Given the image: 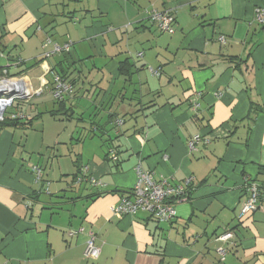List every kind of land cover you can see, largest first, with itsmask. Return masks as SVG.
<instances>
[{"label":"crops","instance_id":"0c3cea01","mask_svg":"<svg viewBox=\"0 0 264 264\" xmlns=\"http://www.w3.org/2000/svg\"><path fill=\"white\" fill-rule=\"evenodd\" d=\"M72 2L0 0V69L27 68L9 79L24 77L28 95L36 91L27 110L20 103L8 116L40 115L30 129L0 127V264H264V200L239 217L246 182L264 191V25L255 21L264 0ZM148 10L170 12L174 33H160ZM67 44L75 62L66 78L74 115L64 120L75 122L69 143L77 128H98L100 139L75 141L86 176L100 185L74 184V164L64 174L51 147L41 164L38 138L30 143L24 135L56 108L51 72ZM124 61L130 76L120 75ZM118 119L122 125L111 130ZM196 135L200 141L189 150ZM109 140L118 168L105 158ZM138 166L157 182L192 178L171 222L156 223L146 212L111 213L134 187ZM226 231L233 238L219 242ZM89 233L100 249L94 262L84 257Z\"/></svg>","mask_w":264,"mask_h":264},{"label":"built area","instance_id":"2783aa9c","mask_svg":"<svg viewBox=\"0 0 264 264\" xmlns=\"http://www.w3.org/2000/svg\"><path fill=\"white\" fill-rule=\"evenodd\" d=\"M147 20L154 25L160 33L172 35L175 31L174 22L175 19L170 12L164 11L159 12L156 10L147 11ZM255 21L261 25H264V8H257L255 11ZM49 41L47 40L46 43ZM219 42L224 43V38L219 37ZM69 45L64 46L63 50L68 51ZM60 50L58 47L54 46V51ZM50 52L44 54V58L50 56ZM1 56V50H0ZM23 79H9L0 78V87L4 84L5 86H15L17 91H21L22 88L19 87V82ZM54 88L51 91V96L53 99H62L65 95L69 94L71 87L62 82L58 77L54 76ZM7 90L0 93V111L3 110L2 117L0 121L3 120V116L7 109L12 107L15 94L11 97L8 96ZM12 119L23 118L21 113H14L11 115ZM120 124V122H118ZM200 141V136H194L188 142V149L193 150L196 143ZM112 159L115 160L116 157L111 152ZM33 172L35 173L37 179L40 177L41 170L39 167H34ZM136 172V183L130 193L119 200L118 204L111 207V213L116 216H133L139 212L148 213L155 221L158 223L171 222L176 217L175 207L177 204L187 200V194L189 193L190 186L192 184V178L188 177L184 180L182 184L172 185L167 180L162 179L160 181H154L153 174L149 171L143 170L139 166L135 169ZM83 174L86 175V168H83ZM82 179V177H81ZM78 179V182L81 181ZM91 182L95 185H100V182L91 179ZM245 191L248 194L247 200L239 208V217L245 216L250 213H254L264 197L258 187L251 183L246 182ZM79 232H82L80 230ZM77 234L75 231H69L68 236H73ZM233 238L230 231H226L220 235L217 240L221 243H226ZM95 236L93 233L88 234V239L85 244L84 257L90 261H96L100 254V249L95 245ZM220 261L224 260L225 250L223 248H218L216 250Z\"/></svg>","mask_w":264,"mask_h":264},{"label":"rangeland","instance_id":"374dc122","mask_svg":"<svg viewBox=\"0 0 264 264\" xmlns=\"http://www.w3.org/2000/svg\"><path fill=\"white\" fill-rule=\"evenodd\" d=\"M72 4L78 5L81 4L83 2V0H72ZM29 77L32 76V73L28 74ZM21 77V76H20ZM20 79V78H19ZM22 79H25L24 77H22ZM32 85L33 87L36 86V82L34 80H32ZM21 87V86H19ZM6 88V86L4 87ZM32 89V88H31ZM36 91H34L32 89V93L28 96V98H25L23 100L20 101V99H14V105L13 108H8L6 111V116L9 115L10 112H12V110H15L14 108L17 107L19 105V109H26L29 107V105L25 104L26 101L30 100L33 96H35ZM24 95H28V94H24ZM32 101V100H31ZM24 102V103H23ZM37 106H42V107H36V109L33 108V114H35L36 110H43V104L41 105H37ZM42 108V109H41ZM15 112V111H14ZM75 126V122H69L66 121L64 119H61L60 121H55L52 120L51 118H49V116H44L42 118L41 121H39L37 124L35 123L33 126V132H29L27 131L24 135H29L30 137V143L32 138H35L38 140L34 142L35 146H37V148H42L44 149L42 151V159H41V164H45V157H49L50 155V150L48 147L53 148V152L52 154H56L57 159H61L60 164H61V169L63 171L64 174H71L74 171V167H73V162L75 160H78V164L80 166H82V164L85 162V160L78 156V152L80 150V143H77L76 138L78 137H84L88 131L87 126L83 127V133L82 130L80 128H77V132L76 134H74L73 136V142L70 144L69 143V133H71L72 131H74V127ZM82 133V135H81ZM91 135V134H89ZM44 137V138H43ZM95 137H97L98 139H100L99 134H97ZM56 140V143H54ZM76 140V141H75ZM106 140V138L104 139V141ZM44 142V145H41V142ZM97 141V139L95 140V142ZM104 141H102V146L104 144ZM52 151V150H51ZM80 153V152H79ZM53 155H51L52 157ZM35 157V156H34ZM54 158V159H55ZM69 168V171H68ZM47 174L52 176V173L54 171L50 168H47ZM56 173L57 176L59 177V172L56 168ZM52 178V177H51ZM67 197H70V194L67 195ZM65 204V203H64ZM63 204V205H64ZM62 205V207H63Z\"/></svg>","mask_w":264,"mask_h":264},{"label":"trees","instance_id":"16d2710c","mask_svg":"<svg viewBox=\"0 0 264 264\" xmlns=\"http://www.w3.org/2000/svg\"><path fill=\"white\" fill-rule=\"evenodd\" d=\"M62 54L65 55L64 60L61 63L56 64L54 66V68L52 69V72H51V75H52L51 86H53V87H51V91L54 88V81H53L54 76L58 77L62 82L66 83L67 82L66 78H67V75H68L67 69L72 66V63H73V65L75 63V62H72V57H71V55H70V53L68 51L67 52L64 51V52H62ZM43 59L44 58H42L40 61H37L34 65L40 64L43 61ZM67 64H69V65H67ZM126 66H127V61H124V62H122L120 64V67H119L120 75H122V76H130V74H131L130 66H128V67H126ZM27 70L28 69L26 68V69L18 70V71L14 72V73H8V72H4L3 69H0V78H2L5 75L7 76V78H17V77L22 76ZM67 102L68 101L66 99V95L62 99H59V100L53 99V103L56 106V108L51 110V111H49L48 115L51 118H53V119H58V118L65 119V118H67L68 120H70L72 118V116L74 115V113L72 111V108L67 105ZM13 105H14V103H13ZM13 105H12L11 108H13ZM5 114L3 116V120L0 121V127L1 128L30 129L31 126H32L33 121L35 119H37L38 116H40V115H37L36 117L30 119L29 117H27L25 115V113L24 114L21 113L23 115V118L12 119L11 116H8V115L6 116ZM118 122H120V124H118ZM122 123H123V120H121V119L116 120L115 122H113V126L114 127H112L111 130H115L116 131V129L119 128L122 125ZM87 129H88V131H87L85 136H87V134L88 135L91 134L89 136H93V135L96 136L97 135L95 130H97L98 128H96V127L93 128V127L89 126ZM81 138H84V137H80L78 139L80 140ZM105 146H107L106 155H105L106 160L109 161L113 165V167L118 168L120 163H121V159H120V155H119V153L117 151V148L111 143L110 140L105 143ZM111 152L116 157L115 160L112 159ZM73 164H74V167L77 170L75 175H73V177H72L74 184H76L77 186L78 185L81 186L83 184H86L88 181L90 183H92L91 179L88 176L83 174V168L84 167H81L78 164V160H75L73 162ZM40 176H41V174H40ZM81 177H82V179H81ZM39 178H38V180H39ZM78 179H81V181L78 182ZM253 184H255V183H253ZM256 186L258 187V189L262 193H264V191L258 185H256ZM129 193H130V191L126 192L123 197H126V195H128ZM188 198H189V193L187 194V199ZM262 200H264V197H262L261 201ZM155 222L158 223L157 221H155Z\"/></svg>","mask_w":264,"mask_h":264},{"label":"water","instance_id":"95a60500","mask_svg":"<svg viewBox=\"0 0 264 264\" xmlns=\"http://www.w3.org/2000/svg\"><path fill=\"white\" fill-rule=\"evenodd\" d=\"M7 94L9 97H11L12 95L15 94L16 98L15 99H20L23 100L25 98H28L29 95H24L22 91H17V89L15 88V86H9V89H7ZM3 114V110L0 111V117H2Z\"/></svg>","mask_w":264,"mask_h":264},{"label":"bare ground","instance_id":"6f19581e","mask_svg":"<svg viewBox=\"0 0 264 264\" xmlns=\"http://www.w3.org/2000/svg\"><path fill=\"white\" fill-rule=\"evenodd\" d=\"M19 85L21 86V88H22V92H23V94H29L30 93V89H28V87H27V85H26V83L24 82V81H20L19 82ZM5 87V84L2 86V87H0V93L2 92V91H5V90H7V89H9V86H6V88H4Z\"/></svg>","mask_w":264,"mask_h":264}]
</instances>
